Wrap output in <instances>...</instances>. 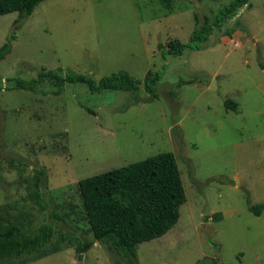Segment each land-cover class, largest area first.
<instances>
[{
	"label": "rangeland",
	"instance_id": "374dc122",
	"mask_svg": "<svg viewBox=\"0 0 264 264\" xmlns=\"http://www.w3.org/2000/svg\"><path fill=\"white\" fill-rule=\"evenodd\" d=\"M228 1L171 0L170 10L161 0H42L17 28L16 11L0 15V46L15 31L0 60V225L52 229L44 249L0 264H126L96 240L78 258V242L92 238L78 181L163 151L176 158L186 200L172 228L137 245L138 264H264V208L248 206L264 203V0L225 23L238 21L231 36L215 28L202 49L163 58L158 47L186 43L194 12L213 22ZM56 68L161 78L155 96L82 82L54 95L49 80L36 92L4 88L8 76Z\"/></svg>",
	"mask_w": 264,
	"mask_h": 264
},
{
	"label": "trees",
	"instance_id": "16d2710c",
	"mask_svg": "<svg viewBox=\"0 0 264 264\" xmlns=\"http://www.w3.org/2000/svg\"><path fill=\"white\" fill-rule=\"evenodd\" d=\"M42 0H0V15L16 11L13 21L15 28L28 17L35 6ZM163 5L172 9L171 0H161ZM250 7L251 0H229L218 8L214 21L209 15L199 16L194 12L195 26L189 40L181 42L177 38L170 39L167 47L161 49L163 58L167 54L181 55L185 48L202 49L209 36L219 29L221 35L231 36L237 27V20L223 28L226 22L235 18L242 7ZM15 31L0 46V60L10 52ZM258 65L264 70V60ZM161 78L159 70L149 69L143 79H138L124 70L101 76L98 80L82 73H74L62 68L41 70L35 78L24 80L8 76L9 86L5 89H24L32 92L39 90L44 80L55 85L50 90L57 95L68 83L82 82L92 92L102 90H130L136 92L141 86L155 96V88ZM0 77V90L2 89ZM42 91V90H41ZM45 93L44 91H42ZM225 106L237 110V103L225 100ZM85 107V106H84ZM93 113L92 109L85 107ZM41 180L45 181V169L39 167ZM82 204L90 226L92 238L79 241L75 247L78 258L98 241L119 249L126 264H138L137 245L141 242L158 238L174 226L179 217V206L185 202L186 194L176 158L171 151L159 152L144 159L112 168L78 181ZM249 209L259 214L264 203L249 204ZM218 218V215H217ZM52 237L49 226L27 233L15 223L0 225V258L13 256L21 258L32 252L45 248ZM197 264H217L215 259L204 257Z\"/></svg>",
	"mask_w": 264,
	"mask_h": 264
},
{
	"label": "water",
	"instance_id": "95a60500",
	"mask_svg": "<svg viewBox=\"0 0 264 264\" xmlns=\"http://www.w3.org/2000/svg\"><path fill=\"white\" fill-rule=\"evenodd\" d=\"M238 14H239V13H237V15H238ZM237 15H236V16H237Z\"/></svg>",
	"mask_w": 264,
	"mask_h": 264
}]
</instances>
